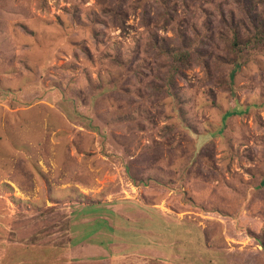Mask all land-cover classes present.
Returning a JSON list of instances; mask_svg holds the SVG:
<instances>
[{
  "label": "rangeland",
  "instance_id": "1",
  "mask_svg": "<svg viewBox=\"0 0 264 264\" xmlns=\"http://www.w3.org/2000/svg\"><path fill=\"white\" fill-rule=\"evenodd\" d=\"M257 16L0 0V264H264Z\"/></svg>",
  "mask_w": 264,
  "mask_h": 264
},
{
  "label": "trees",
  "instance_id": "2",
  "mask_svg": "<svg viewBox=\"0 0 264 264\" xmlns=\"http://www.w3.org/2000/svg\"><path fill=\"white\" fill-rule=\"evenodd\" d=\"M257 2L264 5V0H257ZM254 17H255V15H254ZM233 36H234V38L232 40V44L234 47H238V45L240 44L239 38L236 34ZM246 41H248V42L252 41L253 45L259 44V43L264 44V29H263L261 18H259L258 16L256 17V21L253 22V33L247 38ZM170 54H171L172 60L175 61L176 63L181 62L187 58V54L184 52H179V51L175 52L174 51V52H170ZM234 73H235V71H233L231 73V81L233 80ZM233 115H234V113L229 112V113H227L226 116L230 117ZM202 139H203V141H207V139H209V137L205 136ZM203 141L202 140L197 141L198 146H200L203 143Z\"/></svg>",
  "mask_w": 264,
  "mask_h": 264
}]
</instances>
